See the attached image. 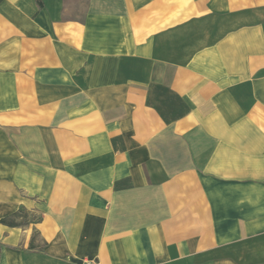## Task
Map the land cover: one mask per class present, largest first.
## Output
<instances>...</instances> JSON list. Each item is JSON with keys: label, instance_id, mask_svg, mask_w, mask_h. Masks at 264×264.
Wrapping results in <instances>:
<instances>
[{"label": "crops", "instance_id": "0c3cea01", "mask_svg": "<svg viewBox=\"0 0 264 264\" xmlns=\"http://www.w3.org/2000/svg\"><path fill=\"white\" fill-rule=\"evenodd\" d=\"M0 264H264V0H0Z\"/></svg>", "mask_w": 264, "mask_h": 264}, {"label": "trees", "instance_id": "16d2710c", "mask_svg": "<svg viewBox=\"0 0 264 264\" xmlns=\"http://www.w3.org/2000/svg\"><path fill=\"white\" fill-rule=\"evenodd\" d=\"M21 214H24V210L23 209H20L16 214L12 215V217L2 219L0 222L5 224V225H8L10 227L20 226L16 222V217L20 216Z\"/></svg>", "mask_w": 264, "mask_h": 264}, {"label": "built area", "instance_id": "2783aa9c", "mask_svg": "<svg viewBox=\"0 0 264 264\" xmlns=\"http://www.w3.org/2000/svg\"><path fill=\"white\" fill-rule=\"evenodd\" d=\"M84 264H100V262L97 260H87Z\"/></svg>", "mask_w": 264, "mask_h": 264}]
</instances>
